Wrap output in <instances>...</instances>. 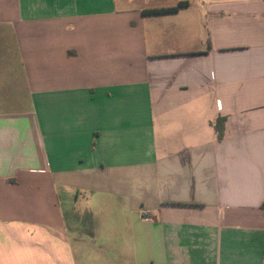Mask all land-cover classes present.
I'll list each match as a JSON object with an SVG mask.
<instances>
[{
  "label": "crops",
  "instance_id": "0c3cea01",
  "mask_svg": "<svg viewBox=\"0 0 264 264\" xmlns=\"http://www.w3.org/2000/svg\"><path fill=\"white\" fill-rule=\"evenodd\" d=\"M263 205L264 0H0V264H264Z\"/></svg>",
  "mask_w": 264,
  "mask_h": 264
},
{
  "label": "rangeland",
  "instance_id": "374dc122",
  "mask_svg": "<svg viewBox=\"0 0 264 264\" xmlns=\"http://www.w3.org/2000/svg\"><path fill=\"white\" fill-rule=\"evenodd\" d=\"M82 202H83V199H81L80 203L77 205L76 210H74L72 207L67 206L66 204L62 205V209L64 210V213H65V216H66V220L71 225L74 224V222H75L77 217L84 224H88L89 225L93 221L91 216L88 214V212H86L87 210H84L85 208H84ZM110 216H111V214H110ZM105 218H109L108 213L105 214V215H97V222L98 221H103Z\"/></svg>",
  "mask_w": 264,
  "mask_h": 264
},
{
  "label": "trees",
  "instance_id": "16d2710c",
  "mask_svg": "<svg viewBox=\"0 0 264 264\" xmlns=\"http://www.w3.org/2000/svg\"><path fill=\"white\" fill-rule=\"evenodd\" d=\"M189 6L188 2H180L176 7L169 8V9H155V10H146L143 11V15H165V14H173L177 13L180 10L184 9L185 7ZM216 130L218 132L219 138L223 136L224 133V124L221 123L220 121L216 124ZM264 207V205H263Z\"/></svg>",
  "mask_w": 264,
  "mask_h": 264
}]
</instances>
